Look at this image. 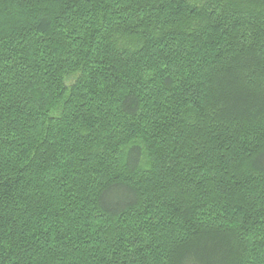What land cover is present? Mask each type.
<instances>
[{
	"label": "trees",
	"instance_id": "obj_1",
	"mask_svg": "<svg viewBox=\"0 0 264 264\" xmlns=\"http://www.w3.org/2000/svg\"><path fill=\"white\" fill-rule=\"evenodd\" d=\"M0 264H264V0H0Z\"/></svg>",
	"mask_w": 264,
	"mask_h": 264
}]
</instances>
